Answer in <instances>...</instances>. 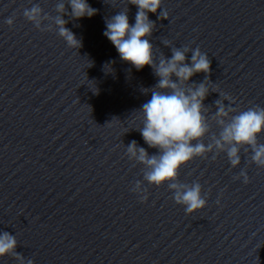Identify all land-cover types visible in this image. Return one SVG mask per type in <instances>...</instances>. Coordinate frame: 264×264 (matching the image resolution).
<instances>
[{
    "label": "clouds",
    "instance_id": "9594fccd",
    "mask_svg": "<svg viewBox=\"0 0 264 264\" xmlns=\"http://www.w3.org/2000/svg\"><path fill=\"white\" fill-rule=\"evenodd\" d=\"M128 4L138 9L135 23L130 24L126 8L105 21L103 35L114 45L122 61L138 71L145 66L151 67L158 78L152 88L143 89L145 94L151 93V98L136 111L141 114V126L134 129L140 132L149 148L157 149V153L150 155L135 140L125 146L127 158L143 165V181L137 180L131 191L138 194L143 203L148 199V189L143 182L156 187L167 185L175 203L191 215L207 206V198L199 182H180V170L197 157L208 158L210 153L213 160L225 154L231 167L237 168L241 164V150L251 153L249 163L264 168V143L259 139L264 135V107L254 105L238 111L231 106L235 103L231 95L210 88L211 60L199 47H171L168 41H163L171 48L172 55L170 58L161 55L157 62L149 39L156 23L149 19V13L156 14L160 10L157 18L168 19L167 11H161L163 0H128ZM55 12L57 15L51 16L39 4H33L23 9V17L40 31H52L55 26L58 36L68 47L81 48V39L66 27L68 21L64 16L73 20L91 18L97 14V9L87 0H57ZM45 21L51 23L44 25ZM6 23L13 26L14 16ZM198 73L205 74L204 80L191 82ZM210 92H218L220 98L214 101L216 111L209 118L210 109L204 101ZM224 101L230 103L226 105ZM212 123L219 128L218 133L212 131ZM241 178L244 184L250 182L246 168L234 177L235 180ZM216 202L219 204V199ZM17 246L15 235L0 232V258L11 256L18 264H34L32 259L16 251Z\"/></svg>",
    "mask_w": 264,
    "mask_h": 264
}]
</instances>
